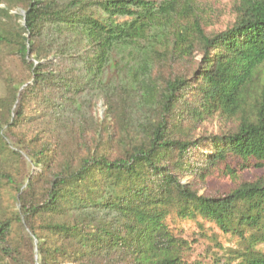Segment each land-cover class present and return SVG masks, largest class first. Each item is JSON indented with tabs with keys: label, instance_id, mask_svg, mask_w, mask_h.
I'll return each instance as SVG.
<instances>
[{
	"label": "trees",
	"instance_id": "16d2710c",
	"mask_svg": "<svg viewBox=\"0 0 264 264\" xmlns=\"http://www.w3.org/2000/svg\"><path fill=\"white\" fill-rule=\"evenodd\" d=\"M1 5L0 54L10 48L29 80L0 98V153L42 168L15 197L33 264H195L172 217L237 239L225 264H264V179L244 180L264 169V0H238L234 23L216 34L198 0ZM216 114L241 119L228 134L196 137ZM32 119L38 145H8ZM63 134L87 151L77 163L56 164ZM11 224L0 221V260L16 264Z\"/></svg>",
	"mask_w": 264,
	"mask_h": 264
},
{
	"label": "rangeland",
	"instance_id": "374dc122",
	"mask_svg": "<svg viewBox=\"0 0 264 264\" xmlns=\"http://www.w3.org/2000/svg\"><path fill=\"white\" fill-rule=\"evenodd\" d=\"M201 5L200 16L202 18V26L207 34H216L226 30L231 26L236 18V8L238 0H198ZM2 7V5L0 6ZM12 14L22 15L20 10H14ZM17 24H21V20H16ZM14 26L15 21H11ZM10 48H4L0 54V98L6 97L13 87L20 86L29 80V71L20 62V60L11 55ZM261 77H264V64L260 70ZM251 104L247 105L245 115H249ZM105 107L100 101L95 105L93 115L95 120L100 123L104 119ZM32 116L27 112V117ZM240 117H227L223 114H216L212 118L203 122L201 128L195 133L196 137L201 136H219L228 134L235 130L239 124ZM41 123L37 119H32L17 128H13L9 134L7 141L10 146H23L24 144L38 145L40 137ZM63 134L59 140V155L56 164L63 162L77 161L85 156L87 151L84 145L77 141L74 142L72 135ZM0 153V173L11 178L10 182L3 180L0 184V221H12V230L9 236V241L19 252V261L16 264H33V258L36 259V250H31V245L28 240V233L15 222V213L18 210L15 202V197L18 190L23 191L29 175L40 174L42 168L35 167L28 159L25 153L20 157L14 155H6ZM1 174V175H2ZM43 174V173H42ZM264 179V169L251 170L246 173L244 180ZM21 188V186H23ZM219 185H215L211 191L218 190ZM204 189L200 194L206 193ZM170 228L178 235L191 243L190 251L186 258L189 262L195 264H225L227 255L231 250L238 248L237 239L223 235L212 224L204 222L202 227L192 221H180L173 217L169 219ZM264 252V247H260ZM34 256V257H33ZM0 264H14L7 259L0 260Z\"/></svg>",
	"mask_w": 264,
	"mask_h": 264
}]
</instances>
